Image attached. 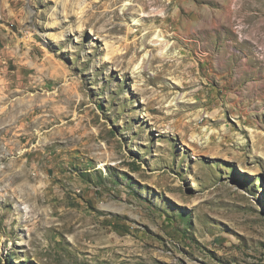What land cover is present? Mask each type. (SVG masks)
<instances>
[{
  "label": "rangeland",
  "instance_id": "rangeland-1",
  "mask_svg": "<svg viewBox=\"0 0 264 264\" xmlns=\"http://www.w3.org/2000/svg\"><path fill=\"white\" fill-rule=\"evenodd\" d=\"M1 94L0 264H264V0H0Z\"/></svg>",
  "mask_w": 264,
  "mask_h": 264
},
{
  "label": "bare ground",
  "instance_id": "bare-ground-1",
  "mask_svg": "<svg viewBox=\"0 0 264 264\" xmlns=\"http://www.w3.org/2000/svg\"><path fill=\"white\" fill-rule=\"evenodd\" d=\"M115 2V1H114ZM104 4V3H103ZM167 7V6H166ZM115 11V10H114ZM138 30V29H137ZM231 32V31H230ZM144 42V41H143ZM140 43V42H139ZM137 44V43H136ZM131 46H132V44H131ZM138 46V45H137ZM129 48V47H128ZM135 48H137V47H135ZM130 49V48H129ZM132 49H133V47H132ZM133 51V50H132ZM135 52L136 53H138V51L137 50H135ZM134 53V52H133ZM233 56H235V55H233ZM237 57V56H236ZM112 58V57H111ZM156 60V57L154 56L152 59H151V61H150V63H152V62H154ZM160 61H163L164 59H159ZM231 63H234V60L232 59V60H229ZM143 62H146V61H143ZM145 66V65H144ZM221 68L223 69H225V65L224 64H222L221 65ZM241 69V68H240ZM242 70V69H241ZM236 72L237 73H239V70H236ZM226 74V73H225ZM250 74V73H249ZM210 75H211V73H210ZM228 77V76H227ZM217 80H220V79H224V78H222V76H217V77H215ZM236 79H238L237 81H242L243 80V78H244V76H243V73H239L238 75H236V77H235ZM200 83H201V81H199ZM205 82V81H204ZM259 82V81H258ZM257 82V83H258ZM219 86L220 87H222V88H226V87H228L227 86V81H225V80H221V81H219ZM261 84V83H260ZM255 86V85H254ZM253 88V87H252ZM221 90H223V89H221ZM252 90V89H251ZM259 88H257V89H255L253 92L254 93H259ZM245 92V91H244ZM2 95V94H1ZM4 95H2V96H0V104H3L4 103ZM11 118V115H9V113H8V111H6L5 109H4V107L1 105L0 106V126L1 125H4L5 124V122H8V119H9V121L11 120L10 119ZM6 129V126L4 127V126H2L1 128H0V130H1V132H3L4 130ZM3 137H0V139H2Z\"/></svg>",
  "mask_w": 264,
  "mask_h": 264
}]
</instances>
